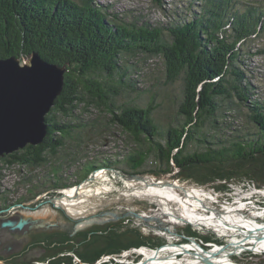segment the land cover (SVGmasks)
Listing matches in <instances>:
<instances>
[{
  "label": "trees",
  "instance_id": "trees-1",
  "mask_svg": "<svg viewBox=\"0 0 264 264\" xmlns=\"http://www.w3.org/2000/svg\"><path fill=\"white\" fill-rule=\"evenodd\" d=\"M186 1L182 13L126 21L108 10L112 4L95 0H0V58L37 52L67 67L63 89L46 115L43 142L1 157L0 180L5 169L18 164L31 172L22 176L23 185L40 169L55 178L65 158L77 160L70 155L83 140L80 130L101 133L110 126L132 143L121 160L133 174L170 172L174 166L168 160L177 151L173 164L188 177L264 180V100L255 98L253 72L246 65L247 57L264 53L263 44L252 51L246 47L264 36V0ZM154 2L166 8L162 0ZM153 57L161 59L162 85L179 88L172 101L177 115L165 127L153 117L155 94L139 106L135 100L141 92L135 97L127 93L138 89L131 75L139 73L137 60ZM123 93L125 101L117 104ZM79 106L81 113H76ZM90 107L105 111L106 122L78 117ZM245 110L249 127L243 130L237 118ZM59 114L69 119L61 120ZM193 144L196 149L189 152ZM117 162L86 161L83 172ZM32 186L29 193L36 188ZM51 186L65 183L56 177Z\"/></svg>",
  "mask_w": 264,
  "mask_h": 264
},
{
  "label": "rangeland",
  "instance_id": "rangeland-1",
  "mask_svg": "<svg viewBox=\"0 0 264 264\" xmlns=\"http://www.w3.org/2000/svg\"><path fill=\"white\" fill-rule=\"evenodd\" d=\"M95 1L103 6L112 4L111 10L109 8L108 10L117 12L120 15L119 18L123 17L122 19L126 21H132L136 17L139 18L138 16H140L139 19L141 21L161 20L164 15L168 13L175 14L176 11L182 13V10L187 7L186 0H162L166 8L161 7L154 0ZM228 26L226 25V28ZM262 44L264 45V36L259 35L253 38L252 43L248 42L246 47H251L250 51H252L254 47H260ZM139 60H137L139 73L131 74L138 81L135 83L138 89H136V92H130L128 88L127 93L135 97L137 91L141 92V95L135 100V104L139 106H145L150 97L155 94L154 103L157 106L153 111V117L161 126L165 127L168 121H172L177 115V105L172 101L174 94L179 91V88L176 87L177 85L167 87L162 85L163 68L160 58L153 57L146 59L145 62L141 60L139 62ZM246 65L249 71L253 72L252 83L254 85L255 98L264 100V53L247 57ZM122 96H124V93L120 94L117 104L125 101ZM88 111L83 112L78 117L83 120L97 118L101 122H106L108 114L105 111L91 107ZM247 111L249 112V110H245L237 118V123L243 130L249 127L247 116L245 115ZM75 112L81 113L80 106ZM58 117L61 120L69 119V117L60 114ZM108 130L101 133L95 128L85 127L80 130L79 135L83 137V140L81 145L77 147L76 156L70 155L77 160L72 163L69 162L68 158H65L62 169L57 172L58 175L56 177L64 182L65 186H51L52 181L56 177L49 178L50 174L46 176L43 169L37 170L39 173L36 175L37 177L31 176L33 181H26L24 185L20 181L23 179L22 176L24 174L31 173L30 170L23 169L18 164L14 170L5 169L3 171L4 179L0 180V190H7L8 188V191L18 192L26 198V201L0 214V235L5 234L7 231L12 233L21 231L19 227H14L7 223L8 220L11 221L10 215L15 218L12 221H16V224L20 219H25L23 213L29 217L28 222L30 220L39 224L42 222L35 220L28 211L36 212L37 216H43V213L48 214V210H50L52 211L51 214L56 216V221L54 223L49 222V217L53 216H46V225L54 226V224H57L64 229L63 234L66 243L59 246H48L47 252L34 248L33 252L43 253V257L40 260L27 261L29 264H58L60 258L68 260L70 264H127V262L130 264L133 260L139 261L140 255L137 254V251L142 247L156 249L169 243L181 246L192 242L194 244L197 242L198 244L195 245L200 244L202 248L210 247L205 249V251H213L217 257L227 256L235 264H264V251L262 250L264 237L261 238L264 233L259 235L249 234L247 237L242 238L241 231L245 230V227L253 228L236 221L240 217L241 219L250 217L256 221L255 224L252 223L251 225H258L259 223L264 225V194L262 193L264 192V180H255L251 176L246 177L247 175H237L226 179L217 178L211 182H205L194 177H188L179 167L173 164V155L177 151H174L172 159L169 158L168 160V163L174 166L170 172L158 173L153 171L133 174L124 166L121 160L123 157L122 153L132 143L128 141L127 135L119 129L110 126ZM70 143L74 142L70 141ZM195 149L196 147L193 144L187 150L191 152ZM198 149L201 150L202 148ZM185 153L187 152L184 151ZM104 158L118 160L119 162L114 166L99 167L87 171L86 174L84 173L83 169L86 161L98 163ZM146 166L148 168L153 167L149 162ZM47 167L46 170L51 168L50 165ZM134 175H137V177H134ZM137 178L139 180H134ZM102 180L103 184L111 188H94V185L99 184L98 182ZM168 180H174L180 185L185 184L191 191L180 187L179 190L177 188L176 192L166 183L169 182ZM130 183L132 184L130 185ZM32 184L36 185V188H34V192L29 193ZM78 185L86 186L85 191L88 190V192L84 191L86 193V196H84L85 205L93 203L88 198L91 195L103 199L105 208L101 209L99 207L92 211H97L96 216L94 215L96 219L92 223L89 222L91 218L87 217L92 212L86 215L82 214L80 216L82 217L81 221L76 225L78 227H75L72 222L74 220L72 218L75 216L69 215L63 204L59 203L58 197L70 193L71 191H68L78 187ZM141 189H149L153 190V192L150 195L136 193V190ZM132 194L159 199L166 201L168 204L164 202L161 203L162 206H159L148 199L142 200L133 197L131 200H127L124 198ZM29 195L31 196L29 197ZM32 195L36 197L29 201L28 199L32 198ZM196 197L201 200V208L199 209H195V205L192 204V199L196 200ZM239 198L242 199L241 202L238 201ZM226 206L230 207L231 210H228ZM46 209H48L46 212L43 211ZM230 213L241 215L237 219L229 218L227 221L225 220L226 223H221L222 226L217 228L219 231L214 229L215 227H210L212 222L210 225L208 221L214 220V218L211 220V216L214 215L215 219H223L226 216L229 217ZM77 216L75 218H80ZM195 221L197 222L196 226L192 224ZM227 223H239L236 224L239 228H230ZM247 232L249 233L248 230ZM251 233H254V231ZM77 238H79V242H76ZM237 238H242L240 240L243 243L249 241L247 244H250L252 242L251 246L255 251L246 249L241 251L240 254H234L241 248L236 247L233 249L228 247V245H231ZM246 246L249 247L250 245ZM107 247H110L111 250H104ZM196 250L192 248L189 252ZM228 253L233 254L232 258L231 254ZM180 255L183 256V253L175 252L173 257L180 258L182 257ZM121 256L125 257V259L120 258ZM27 262L23 264H28Z\"/></svg>",
  "mask_w": 264,
  "mask_h": 264
},
{
  "label": "water",
  "instance_id": "water-1",
  "mask_svg": "<svg viewBox=\"0 0 264 264\" xmlns=\"http://www.w3.org/2000/svg\"><path fill=\"white\" fill-rule=\"evenodd\" d=\"M66 71V65L48 62L37 52L0 58V158L43 142L46 115L63 89Z\"/></svg>",
  "mask_w": 264,
  "mask_h": 264
},
{
  "label": "bare ground",
  "instance_id": "bare-ground-1",
  "mask_svg": "<svg viewBox=\"0 0 264 264\" xmlns=\"http://www.w3.org/2000/svg\"><path fill=\"white\" fill-rule=\"evenodd\" d=\"M134 180H139V178L134 179ZM161 180H163V179H161ZM164 180H167V179H164ZM168 181L171 184L169 182H166V181H164V182H166L168 185H170L172 187V189L175 190L176 192H177V188L179 190L180 187L181 188L184 187V190L185 189L186 190H190L188 188V186H186L185 184L180 185L174 180H168ZM98 183L99 184L94 185V188H102V189H110L111 188V187H108V185L103 184V180L98 182ZM131 184L132 183H130V185ZM79 186L80 185H78V187L74 186L76 188H73L72 190H69L68 192L71 191L70 193H68V194L64 193L65 194L64 196H59L58 197V201H60V203L63 204V207L65 209H67V212L69 214L75 216V217L77 215H78L77 217H80L82 214L86 215L87 213L96 210L98 206H103V204H104V202L96 201V199L98 197H93V196L90 195V197H88V198H89V200L93 201V203L90 204V205L89 204L85 205L84 196H86L85 192H88V190L85 191L86 186H80V187ZM135 187H138V186H135ZM144 187H146V186H144ZM74 191H76V192H74ZM151 192H153V190H149V189L136 190V193H140V194L146 193V194L150 195V194H152ZM262 193L264 194V192H262ZM140 194H137V196L132 194L129 197H124V198L127 199V200H131L133 197L134 198L137 197V198H140L142 200L148 199L149 201L157 203L159 206H162L161 203H164V202L167 203L166 201H161L159 199H154V198H151V197H144V195H140ZM185 194H187V193H185ZM118 197H121V196H118ZM192 198H194V197H192ZM98 199H100V198H98ZM195 199L196 200L192 199V204L195 205V209L201 208V205H200L201 200H200V198L196 197ZM100 200H102V199H100ZM238 201L241 202L242 199L239 198ZM238 207H241V206H238ZM226 208L228 210H231V208L228 207V206H226ZM240 215L241 214H237L236 215V213H232V214L230 213L229 217L226 216L223 219H220V218L215 219V217L213 215L210 218H211V220H212V218H214V220L208 221V222H209V224L212 222V225L210 224L211 228L215 227L214 229L218 230L217 228L222 226L221 223H226L227 219H229V218L237 219V218H239L238 216H240ZM25 220H28V219H25ZM236 221L240 222V224L243 223L244 225H247L248 227L252 226L253 229H249V228L245 227V229L249 231V233L247 232L248 234H250L253 231H254V233H251V234L259 235L260 233H264V225L263 224L259 223L258 225H251L252 223H254V224L256 223L255 219H252L250 217H247L245 219H241V217H240ZM198 223H200V222L198 221ZM194 224L196 225L197 222L195 221ZM227 224L230 225L229 226L230 228H232V227L239 228V226H236V224H239V223H233V224L227 223ZM242 231L246 232L245 230H242ZM263 237H264V234L261 235V238H263ZM159 248L160 247H158L156 249H159ZM188 248L190 249V247H188V244H183L181 246H178V245H174V244H171V243L166 244L165 246L161 247L158 251L156 249H150V248L142 247L141 249H139L137 251V254L140 255L139 261L136 262V261L133 260V261H131L130 264H133V263L134 264H195V263H200V264H206V263L207 264H235L227 256L217 257L215 252H213V251H205V250L201 249L198 245L195 246V249L198 250V252L196 254H191L189 252ZM185 251H187V253H185ZM175 252L183 253V256L180 255V256H182L180 258L173 257ZM228 254H232V253H228ZM120 258H124L125 259V257H122V256Z\"/></svg>",
  "mask_w": 264,
  "mask_h": 264
},
{
  "label": "flooded vegetation",
  "instance_id": "flooded-vegetation-1",
  "mask_svg": "<svg viewBox=\"0 0 264 264\" xmlns=\"http://www.w3.org/2000/svg\"><path fill=\"white\" fill-rule=\"evenodd\" d=\"M30 196L31 195H29V197ZM32 196H33L32 198L28 199L29 201L33 200L36 197L35 195H32ZM25 199L26 198L24 196L20 195L18 192L8 191V190H0V214L7 212L8 209H11L14 206H17L21 203H24L26 201ZM100 199L97 198L96 201L104 202L103 199L102 200H100ZM59 203H60V201H59ZM99 207H101V209L105 208V206H98L97 208H99ZM47 210L48 209L43 210V211L46 212ZM28 213L35 220H40L42 222L40 224L36 223V222H32V220H30V222H28V220H25V219H28L29 217H27V215L25 213H23V216L25 217V219H23V220L20 219V221L18 220L19 222L16 224V221H12V219H15V218L12 217V215H10L11 221L8 220L7 223L13 225L14 227H17V225L20 222H23L24 220L25 221H24L22 227H20L21 231L19 230L20 231L19 233L18 232L12 233L11 231H7L5 234L0 235V264H23L24 262H27L29 260H33V261L40 260L43 257V253H34L33 252L34 248H39V249H41V251L47 252L48 246H51V245L59 246V245H64V243H66L64 241V234H63L64 229L60 228L57 224H54V226H51V225H46V223H45V221H47L46 216H50V215L53 216V214H51L52 211L48 210V214L43 213L44 214L43 216H37L36 212L28 211ZM95 214H97V211L92 212L90 214V216H87L88 218L89 217L91 218V219L89 218L90 223L94 222L93 220L96 219L94 217ZM55 217L56 216L49 217V219H50L49 222L54 223L56 221ZM72 219H74V220H72L74 226L78 227L76 225L78 224V222L81 221L82 217H80V218L74 217ZM192 224L194 226H196L194 223H192ZM245 231L246 232L241 231L242 238L247 237L249 235L247 233L246 229H245ZM242 238H239V239L237 238L236 240L233 241V243L231 245H228V247L233 248V249H235L236 247L241 248V250H238L237 253L234 252V254H240L241 251H244L246 249L247 250L248 249L254 250L251 246L252 242L250 244H247L249 241L243 243V242H241L242 240H240ZM76 242H79V238L76 239ZM195 244H198V243L196 242ZM195 244L193 242L188 243V247H190V249L195 248V246H196ZM246 245H250V246L247 247ZM198 246H200V244ZM213 246H219V245H213ZM213 246H211V247H213ZM62 247H59V248H62ZM228 247H226V248H228ZM200 248L205 250V249H209L210 247L202 248L200 246ZM263 248H262V250L264 251ZM258 253H260V252H258ZM232 255L233 254H231V258H232ZM47 260H48V258H47ZM59 261L60 262L58 264H66V263L70 264V263H68V260H62L61 258ZM27 263L29 264V262H27ZM127 264H128V262H127Z\"/></svg>",
  "mask_w": 264,
  "mask_h": 264
}]
</instances>
